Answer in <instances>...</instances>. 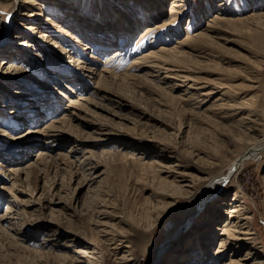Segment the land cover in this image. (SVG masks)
<instances>
[{
  "label": "rangeland",
  "instance_id": "obj_1",
  "mask_svg": "<svg viewBox=\"0 0 264 264\" xmlns=\"http://www.w3.org/2000/svg\"><path fill=\"white\" fill-rule=\"evenodd\" d=\"M172 1L0 0V264L83 262L74 250L84 243L97 246V264H188L192 255V264L231 256L264 264V146L196 204L205 184L225 176L264 133V0H181L185 11L171 30L142 39L144 28L168 17ZM215 15L228 21L199 42L204 57L192 52V74L210 90L204 100L199 89L186 99L188 81L148 72L149 60L145 69L132 67L135 56L179 45ZM97 74L106 82L96 83ZM237 102L247 108L228 107ZM176 172L191 187L169 188ZM7 204L21 212L13 226ZM239 204L255 233L238 253L226 246L215 258L227 208ZM197 218L208 225L200 229L204 245L192 250ZM175 232L180 238L158 256Z\"/></svg>",
  "mask_w": 264,
  "mask_h": 264
},
{
  "label": "bare ground",
  "instance_id": "obj_2",
  "mask_svg": "<svg viewBox=\"0 0 264 264\" xmlns=\"http://www.w3.org/2000/svg\"><path fill=\"white\" fill-rule=\"evenodd\" d=\"M134 4H135L134 6L137 7L138 3L135 2ZM133 9L136 10L135 13L137 14L138 13V11H137L138 8L134 7ZM184 11H185V4L181 0H173L171 2V6H170V8L168 10V13H167L168 17L159 25L155 24V25H150V26H147L146 28H144V30L140 34V37L143 39L145 36L151 34L154 31L159 32V31L164 30V29H165V31L169 32L171 30L170 28L178 20L179 14L184 13ZM135 13L132 12L131 14H135ZM262 14H263L262 12H260V13H252V14H250L248 16H245V17H243L241 19L242 20L245 19L247 21H251V20L255 21V18H257V16L262 15ZM225 21H228V19L227 18H223V17H219L218 15H215L213 17V19H210V21H208V23L206 24V27L204 29H202V30L199 29L198 31L194 32L193 35L187 34L182 40H178L177 43H179V45H176V46H173V47H168L167 44H165V45L159 46L158 49H150L149 51L144 52L141 55L135 56L133 58V60H132V67L136 66L137 70L145 69V61L149 60L150 63L148 65V67H149V71L148 72H153V71H158L159 69H164L166 71V73H167L166 75L168 77H170L171 79H179V78H181L182 79L181 81H185V82L188 81V86L184 88V92H183L187 96L186 97L187 100H189L191 98V96H192L191 95L192 91H190L191 89L192 90L199 89V90L194 91V92L198 93L201 97H203V100H204L205 96L208 93H210V90L201 91L202 86H199V84H198L199 82H198L197 78L192 74V72L195 70V68H197L195 63H194L195 62V60H194L195 58L193 57L192 52H197V53H199V55H202L200 57H204L205 56L204 54H207V53H205L204 51H202V52L198 51L199 48H196V47L199 46L198 45L199 42H201V41L204 42L207 38H209L211 36L210 34H208L209 32L216 31V27H217V25L219 23L225 22ZM105 26L109 28V23L106 22ZM65 28L66 27H60L61 31H64L68 35L69 34V32L67 31L68 29H65ZM107 31H110V30H107ZM166 36H169V35H166ZM73 37H76V36L73 35ZM123 39L121 38L120 42L123 41ZM195 43L197 44L196 46H194ZM87 44H86L84 49H86L88 47ZM124 49L125 48L122 47L119 50L115 51L113 54H115V56H120L121 54L124 53ZM111 56H114V55H111ZM76 61L79 62V63L81 62L79 58L76 59ZM140 65H144V66H140ZM126 74H127V72H126ZM128 74L126 76L124 75V77L129 78L130 76H128ZM131 76H133V75H131ZM97 77H98L99 81L96 82V83L100 84L101 82H106L105 81L106 78L103 77L102 75L97 74ZM123 80H125V79H123ZM173 88H175L173 85L169 87V89H173ZM83 99H86V98H83L82 95L79 96L76 99L70 97L69 105L70 104L71 105H77V104H79V101L83 100ZM218 99L219 98L215 99L214 101H217ZM213 106H215V108L216 107H218V108L223 107L222 105H213ZM3 107H4V105H3ZM228 107H230L234 111V110L243 109V108L245 109V108H247V105H245L244 102H237L235 105H228ZM250 114L254 115L253 112H250ZM74 116L72 114L71 118H73ZM16 118H22V117L17 115ZM245 118H247V116ZM70 120H68V122ZM251 122L256 123L255 120H251ZM50 126H51V128L55 127L52 124ZM251 126L252 125H247L246 128L250 129ZM263 146H264V133L260 134V136L257 137L256 139L254 138L252 141H249L247 143L246 149H244L242 152H240L234 158V160L229 164V166L227 168V171H226L227 173H226L225 176H223L221 178H219L220 176H217V177L213 178L212 180L210 179L205 184L204 188L200 191V194H198V196H197V199H196L197 206H200L201 201H204L202 198H205V195H206V193H207V191L209 189H211V188L214 189L216 186L221 185L222 183H224L225 179L223 180V178L228 177L230 174H232V173L234 174V172L238 171V169L242 166L244 161L247 160L250 156H252L253 151H257L259 148H261ZM252 148H256V149H253V151H252ZM39 154H41V152H39ZM144 163H146L147 165L151 164L149 162H144ZM140 164L143 165L142 162ZM96 177L98 178V177H100V175H95L94 176L93 183L94 182L95 183L99 182V180H96ZM189 183H190V181L185 178V174L184 173L176 172L173 175L172 184H169V183H167V184L169 185L168 186L169 188L175 189L178 192H180V191H182V188H184V187H186V188L191 187L189 185ZM163 190H167V188L166 187L163 188L162 191L160 190V192H163ZM236 197H237V193L235 192L234 196H233V199H232V203H233V201H235ZM216 207H217V205H216ZM216 207H214L215 212H214V210H212V212H214L215 215L217 216V214H221V212H220L221 210H219V208L217 209ZM11 210L12 209H11L10 205L7 204V207L5 209V213L7 215L11 214L10 216H8L9 219L7 221H9V222H7V223H9L11 226H13V223L11 222V220L13 218H17L18 215H21V212H15L14 213V211H11ZM226 214L228 215V218H230V220H228V218H227L224 221V226H223L222 231H221V235H224V236L221 237L219 242H218L219 243L218 244V249H217L218 255H216L215 258L216 257H223L225 255L223 250H224V248H226V246H230L233 249V255L238 253L240 251V247H242V245L239 244V242L244 241L245 239H251L252 235L255 233L253 228L251 227V219H253V218L250 216V214L247 211H245V208L243 206H241L240 204L227 208ZM193 224L196 225L197 227H199V232H196L197 233V235H196L197 237H196L195 241L194 242L190 241L191 243L189 244L188 247H189V249L192 248V250L193 249L195 250L199 246H203L204 245L202 240H201V237H199L201 235V232H203V231H200V229L202 228V225H208V222L205 221L204 219L197 218L196 221L193 222ZM211 225H212V223L210 224V226ZM201 230H204V229H201ZM93 233H95V232H93ZM177 234L178 233L175 232V234H168L166 236V238L163 240L160 248L158 247L159 248L158 251H157L158 252L157 253L158 256L161 255L163 257V255L168 250H170V247H171L172 243L174 242V239L180 238V237L176 236ZM115 237H116V235H115ZM121 237H124V236L121 235ZM123 240L124 241H122L121 243L127 242L126 239H123ZM234 241H235V243H234ZM119 244H120V242H119ZM127 246L128 245L126 243H124V247H127ZM95 247H97V246H95ZM95 247L94 246L93 247H89L85 243L82 244V245L77 246L76 249L74 250V253L77 254L78 256L84 258V261L83 262H79L80 261L79 259L78 260H76V259L72 260L71 259L70 264H97V260L96 259H97L98 252H97ZM189 249H187V250H189ZM249 254H250V252H249ZM194 258L195 257L192 255L191 258L188 257V259H185L183 262H187L188 261V264H192L194 262ZM206 258H207V256H206ZM88 259H90L91 261H89ZM205 260L206 259H204L203 262ZM206 262H207V260H206ZM176 264H178V263H176ZM221 264H244V263L239 262L237 259H234L231 256V257H229L228 261H223ZM254 264H263V262L262 261H256Z\"/></svg>",
  "mask_w": 264,
  "mask_h": 264
}]
</instances>
